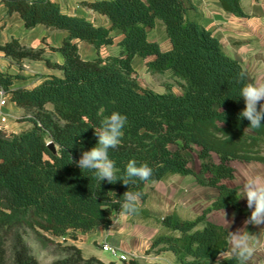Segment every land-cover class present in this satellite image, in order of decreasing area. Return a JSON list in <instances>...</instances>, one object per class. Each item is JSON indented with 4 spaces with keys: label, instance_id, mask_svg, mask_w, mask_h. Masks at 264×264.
Here are the masks:
<instances>
[{
    "label": "trees",
    "instance_id": "1",
    "mask_svg": "<svg viewBox=\"0 0 264 264\" xmlns=\"http://www.w3.org/2000/svg\"><path fill=\"white\" fill-rule=\"evenodd\" d=\"M0 1L6 6L5 16L18 13L28 29L43 24L66 32L62 45L51 47L63 54L62 63L47 56L44 47L22 43L18 37L0 43V51L11 61L43 60L62 70L32 86H15V80L24 76L0 69V87L18 106L34 113L31 128L11 137L0 131V264H118L86 257L77 245H61L45 233L75 239L77 231L107 229L119 215L117 200L126 191L141 192L145 202L148 183L173 174L196 175L201 184L216 188L218 195L194 218L166 214L146 252L172 251L180 264H237L231 255L219 260L230 248L229 228L207 216L228 208L250 216L239 187L226 180L236 177L235 161L264 163V125L252 130L247 128L249 121L240 118L245 105L236 80L244 73L250 82L248 75L241 62L225 52L220 39L189 15L194 7L191 0L80 1L106 15L110 26L68 13L54 0ZM219 1L237 16H250L241 0ZM158 21L165 25L169 48L149 38V29ZM81 41L98 49L117 43L119 52L86 59ZM136 56L145 61L149 73L178 80L181 91L160 92L142 85L133 63ZM112 112L127 117L120 144L109 150L117 175L123 178L125 165L135 159L153 169L147 182L136 180L129 186L119 180L99 182L93 172L71 162L96 146L94 130ZM49 139L57 153L48 147ZM195 146L204 178L184 153ZM148 214L139 204L134 216ZM23 226L33 229L44 245H60L64 255L41 262L24 238ZM9 235L13 238L10 261ZM125 264L140 262L133 258Z\"/></svg>",
    "mask_w": 264,
    "mask_h": 264
},
{
    "label": "crops",
    "instance_id": "2",
    "mask_svg": "<svg viewBox=\"0 0 264 264\" xmlns=\"http://www.w3.org/2000/svg\"><path fill=\"white\" fill-rule=\"evenodd\" d=\"M58 2L64 11L71 14H79L97 23L110 26V20L106 15L95 12L80 3L81 0H54ZM194 7L188 10L189 15L197 19L203 26L210 29L221 41L225 52L231 57L236 58L243 65L250 82H264V0H241L244 10L250 14L248 17L237 16L226 10L219 0H191ZM6 6L0 1V43L18 37L22 43L30 46L44 47L46 55L54 61L62 63L64 56L60 51L53 50L51 47H60L66 32L52 30L43 24L34 28L25 27L23 19L18 13L5 16ZM163 29V39L160 38L157 29ZM165 25L158 21L157 25L149 29V38L158 40L162 48L171 46V41L165 34ZM46 38L43 40V38ZM120 38L117 37V40ZM81 54L86 59H91L99 54H113L110 48H118L117 43L104 45L99 49L88 42L79 43ZM136 58V57H135ZM139 65L146 69L145 61L140 57ZM144 65V67H143ZM0 69L11 73H19L24 78L16 79L14 85L32 86L41 81L43 76L56 73L62 74V70L48 66L43 60L24 59L21 63L9 60L0 51ZM140 70V71H141ZM162 92V91H160ZM176 92V91H175ZM25 109L18 106L10 98L7 104L0 105V122L6 117L5 133L11 137L23 130V124L18 118ZM27 127L31 128L33 122L29 121ZM257 165L258 161H251ZM197 174L204 178L199 167L193 168ZM172 180H179L180 186L174 187ZM153 188L149 189L150 183ZM148 198L145 206L149 212L146 217L136 219L135 216L127 220H122L119 215L115 216L113 224L107 228H98L88 233L77 231L76 238L73 239L69 234L63 236L69 243H73L83 250L85 256H97L106 263L116 261L117 257L102 249L104 242L117 246L122 252L128 253L140 264H163V257L173 260L176 255L172 251L162 254H149L146 252L152 239L160 231L162 218L169 213H176L182 218H194L201 214L203 209L208 206L218 195L217 189H211L201 184L196 175L173 174L160 181H150L146 187ZM140 204H142L140 202ZM227 216L235 214L231 209H224ZM208 220L227 225L223 209L213 210L208 213ZM109 253V252H108ZM230 248L223 253V258L230 256ZM123 262V261H121ZM162 262V263H161Z\"/></svg>",
    "mask_w": 264,
    "mask_h": 264
},
{
    "label": "clouds",
    "instance_id": "3",
    "mask_svg": "<svg viewBox=\"0 0 264 264\" xmlns=\"http://www.w3.org/2000/svg\"><path fill=\"white\" fill-rule=\"evenodd\" d=\"M236 83L240 85L239 97L243 98L245 105L239 116L249 121L247 128L258 130L264 125V82H248L244 73H241ZM126 124L127 117L119 112H112L104 117L101 126L94 130L98 138L96 146L83 151L78 160L71 162H74L80 170L93 172L99 182L107 181L109 184H115L119 180L126 186L135 183L136 180L147 182L153 175V169L147 163L138 165L135 159L129 160L125 165L124 177L121 178L117 175L115 162L109 157V150L120 144ZM242 176L240 199H246L251 214L244 221V227L234 232L228 230L227 236L230 254L237 264H251L258 253L264 252V243L260 242L257 234L247 230L249 224L264 225V171L258 167H250ZM142 196L139 191L128 190L123 194L122 200H117L120 205L119 216L122 220H127L138 213ZM223 214L226 220L227 213L224 209ZM226 221L230 225L231 222Z\"/></svg>",
    "mask_w": 264,
    "mask_h": 264
},
{
    "label": "rangeland",
    "instance_id": "4",
    "mask_svg": "<svg viewBox=\"0 0 264 264\" xmlns=\"http://www.w3.org/2000/svg\"><path fill=\"white\" fill-rule=\"evenodd\" d=\"M157 32H158L160 38L163 39V29L161 27H159L157 29ZM165 34L167 36L166 30H165ZM45 39L46 38L44 37L43 40H45ZM110 51H111V53L116 54L119 52V49L111 47ZM138 57L139 56H136V58H134L133 63H134V65L138 71L139 80H140L142 85L147 86L149 88H152L156 91H162V92L166 91L167 89H172L176 92L181 91V83L178 80L170 77L168 74H164V75L151 74L146 69L141 70L142 69V65H141L142 63H140V65H139V59H137ZM143 67H144V65H143ZM33 114H34L33 112H29V111L25 110L24 113H22L20 115V117L18 118V121L23 124L22 132L29 129V127H27L26 125H28L29 124L28 122L31 121L30 118H31V116H33ZM49 141H50V139H49ZM172 146L174 147L175 145H172ZM184 153L190 159V165L192 166V168H198L199 167V169H200V159L198 158V147L195 146L193 149H186V150H184ZM234 164L236 166V177L232 180H226V182L229 185L238 186L239 190L241 189V186H242V179H243L242 174L246 169H248L250 167H258L261 171H264V163L257 165L254 162L235 161ZM201 175L203 177H205V175L203 173ZM172 179L173 178H171L170 180L174 181L173 182L174 187L179 188L181 181L179 182V180L177 181V180H172ZM153 184H155V183H153V182L150 183L149 189H151V187L153 188ZM208 188L216 189L213 187H208ZM242 201L245 204H247L246 199H242ZM141 203H142L141 205L144 207L145 202L141 201ZM231 210H233L235 215L226 217V219L231 222L230 225L227 222L226 227H228L230 231L234 232V231H236V229L244 227V221L247 220L248 218H246L244 215H242L241 213H239L238 211H236L234 209H231ZM135 218L136 219H142V216H135ZM262 228H264V225H261V226H254L251 224L247 225V230L251 233L257 234V238L260 240V242L264 243V230H261ZM21 232H22L24 238L26 239V241L28 242V244L30 245V247L32 249V253L41 262L50 263V262L54 261L55 259L60 258L64 255V252H63L62 247L60 245L55 244V243H51V242H49L47 245H44L38 239L36 232L33 229H31L30 227L23 226L21 228ZM45 234H46V236L55 239L61 245L69 243L67 239H64V237L54 236L50 233H45ZM70 237H71V235H70ZM12 242H13L12 236L11 235L7 236L6 237V249H7V258L9 261L12 259V255H13V253H12ZM162 253H164V252H162ZM162 253H160V254H162ZM106 254H110V253L106 252ZM151 254H154V253H151ZM222 258H223V254L220 256L219 260H222ZM116 260H118V259H116ZM129 261H127V262H129ZM161 261H163V264H180L177 260V257H175L174 260L172 258H169V257H163V259H161ZM119 264H125V262H121L119 260ZM251 264H264V252L258 253L257 256L251 262Z\"/></svg>",
    "mask_w": 264,
    "mask_h": 264
},
{
    "label": "built area",
    "instance_id": "5",
    "mask_svg": "<svg viewBox=\"0 0 264 264\" xmlns=\"http://www.w3.org/2000/svg\"><path fill=\"white\" fill-rule=\"evenodd\" d=\"M8 100H9V95L6 93L4 88L0 87V105L3 106L7 104ZM5 122H6V117H3L0 122V131L5 132V126H4ZM102 249L104 251L111 253L113 256L117 257L118 260L123 262H127L130 259L135 258V255L130 256L128 253L122 252L117 246H114L107 242H104L102 244Z\"/></svg>",
    "mask_w": 264,
    "mask_h": 264
},
{
    "label": "water",
    "instance_id": "6",
    "mask_svg": "<svg viewBox=\"0 0 264 264\" xmlns=\"http://www.w3.org/2000/svg\"><path fill=\"white\" fill-rule=\"evenodd\" d=\"M93 21H95V19H93ZM48 147L53 153H57V146L53 140L48 142Z\"/></svg>",
    "mask_w": 264,
    "mask_h": 264
}]
</instances>
